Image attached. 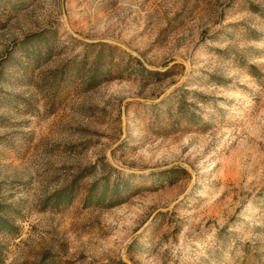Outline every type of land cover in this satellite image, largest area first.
<instances>
[{
  "label": "rangeland",
  "instance_id": "1",
  "mask_svg": "<svg viewBox=\"0 0 264 264\" xmlns=\"http://www.w3.org/2000/svg\"><path fill=\"white\" fill-rule=\"evenodd\" d=\"M257 12L264 0H0V264H264ZM24 40L49 57L28 65ZM180 100L195 123L171 132ZM78 176L69 206L44 207ZM94 184L105 204L84 207Z\"/></svg>",
  "mask_w": 264,
  "mask_h": 264
},
{
  "label": "trees",
  "instance_id": "2",
  "mask_svg": "<svg viewBox=\"0 0 264 264\" xmlns=\"http://www.w3.org/2000/svg\"><path fill=\"white\" fill-rule=\"evenodd\" d=\"M259 13L261 16L264 17V13L262 12H257ZM27 40H24L23 43L18 44V48H21L23 51V55L25 58V61L27 62V64H31L33 62H37L39 59H41V57L46 56V58L49 57V52L47 51L46 53H41V49L38 50H32V52L29 50H27V47H25ZM96 45V44H92ZM100 47L106 46L109 50H111L109 46L107 45H103V44H97ZM61 72H63V70H60ZM141 75L144 78H157V77H161L165 75L166 72H156V71H149V70H145L144 68L141 69ZM65 75V74H64ZM63 75V76H64ZM98 75V73H94L93 77L91 78V80L89 81V85H93V83H96V76ZM102 77L103 74H101ZM254 75V74H252ZM62 76V78H63ZM62 90H54V94L52 97H58V94L61 92ZM164 104V103H163ZM167 122H166V126L169 131L174 132V131H178L180 129H185V127H190L195 123L194 118H196L195 114H193L192 112L190 113L189 110L185 109V104L182 100L178 101V103L175 106L174 112L173 110L171 111L170 109L167 111ZM183 125V126H182ZM183 127V128H182ZM165 128V129H167ZM80 176L76 177L69 185H67L66 187L58 190L57 192H55L51 197H49L48 199H46L44 201V207L45 208H51L52 210H57L60 211L62 208H65L67 206H69L71 204V202L73 201L74 197L76 196V192H77V182L79 181ZM102 193V194H101ZM118 193V192H116ZM105 193L104 192H100L99 191V187L97 184L92 185L87 193L86 196L84 198V202H83V206L84 207H91V206H96V207H101L104 206L105 204ZM114 199L109 200V205H113L114 204ZM0 228L2 229H11V226L6 222L0 219ZM51 257V256H50ZM50 257L45 254L42 256V258L40 259V261L37 264H48V262L50 261Z\"/></svg>",
  "mask_w": 264,
  "mask_h": 264
}]
</instances>
